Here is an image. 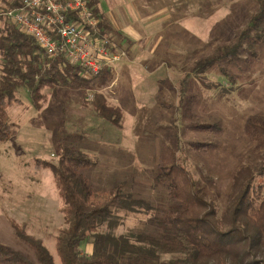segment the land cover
<instances>
[{
    "label": "rangeland",
    "instance_id": "1",
    "mask_svg": "<svg viewBox=\"0 0 264 264\" xmlns=\"http://www.w3.org/2000/svg\"><path fill=\"white\" fill-rule=\"evenodd\" d=\"M100 10L123 36L116 47L128 55L111 71L112 80L101 87L93 83L87 92L60 88L57 97L46 88L48 101L40 110L21 88L22 103L10 108L16 135L0 141V242L38 264L37 253L9 218L41 239L62 264L57 238L68 223L58 207L53 173L35 167L56 161L58 141L95 161L83 173L96 188L123 184L141 200L135 212H120L116 235L164 233L159 218L169 194L160 178L163 167H185L208 199L217 198L221 218L238 171L245 166L256 171L264 162V138L248 132L252 119L264 126V43L256 48L258 56L246 50L221 57L203 72L195 69L238 40L258 10L256 0H100ZM95 90L124 109L123 130L87 104ZM81 248L93 250L89 242ZM263 256L249 264L264 262Z\"/></svg>",
    "mask_w": 264,
    "mask_h": 264
},
{
    "label": "trees",
    "instance_id": "2",
    "mask_svg": "<svg viewBox=\"0 0 264 264\" xmlns=\"http://www.w3.org/2000/svg\"><path fill=\"white\" fill-rule=\"evenodd\" d=\"M258 10L247 21L238 40L219 50L218 57L200 60L195 69L203 72L221 57L250 51L258 56V45L264 43V0H256ZM20 0L0 5V141L16 135L10 121V108L21 104L19 90L25 88L32 105L40 110L48 98L44 90L57 97L60 88L85 92L112 80L107 67L97 75L71 63L64 53L52 56L38 41L22 31L4 15ZM94 15L99 18L98 31L115 43L123 36L104 19L100 0H89ZM115 35L116 37H114ZM116 45V43H115ZM116 47V46H115ZM117 48V47H116ZM84 97V96H83ZM84 99V98H83ZM87 93L84 101L87 100ZM90 104L97 116L123 130L126 113L111 103L106 95L95 90ZM258 119V118H257ZM252 119L248 132L264 138V126ZM56 161H38L36 168H49L62 199V212L68 223L57 238L62 264H249L253 256L264 253V162L255 171L242 167L234 177L228 206L219 217L216 197L207 198L203 187L192 178L185 167H163L160 178L166 183L169 204L159 218L164 233L159 236L145 233L116 235L121 222L120 212H135L141 200L118 185L112 190L94 186L83 169L95 161L81 149L58 141ZM16 233L37 253L40 264H57L54 255L43 241L24 230L11 219ZM108 225L110 231H100ZM93 246L91 253L82 251V244ZM172 255L165 259L162 255ZM264 261V256L261 259ZM0 264H38L25 252L0 242ZM264 264V262H256Z\"/></svg>",
    "mask_w": 264,
    "mask_h": 264
},
{
    "label": "built area",
    "instance_id": "3",
    "mask_svg": "<svg viewBox=\"0 0 264 264\" xmlns=\"http://www.w3.org/2000/svg\"><path fill=\"white\" fill-rule=\"evenodd\" d=\"M4 15L52 56L64 53L90 75L99 74L105 67L112 71L128 57L125 50L115 47L111 37L100 34V20L89 0H21Z\"/></svg>",
    "mask_w": 264,
    "mask_h": 264
},
{
    "label": "crops",
    "instance_id": "4",
    "mask_svg": "<svg viewBox=\"0 0 264 264\" xmlns=\"http://www.w3.org/2000/svg\"><path fill=\"white\" fill-rule=\"evenodd\" d=\"M7 1H12V0H0V5H2V4H4V3H6ZM126 30V29H125ZM126 32H128L129 34H130V31H127L126 30ZM131 35V34H130ZM52 95V94H51ZM54 96V95H53ZM55 97V96H54ZM94 112H95V110H93ZM95 114H96V112H95ZM97 115V114H96ZM36 167V166H35ZM39 169V168H38ZM41 169H49V168H40L39 170H41ZM50 170V169H49ZM52 172V171H51ZM54 183H55V181H54ZM55 189H57L56 188V185H55ZM56 192L58 193V190H56ZM47 194V193H46ZM59 194V193H58ZM58 194H57V196H58ZM58 207L59 208H62V199H61V197H60V195L58 196ZM9 220L11 221V218H9Z\"/></svg>",
    "mask_w": 264,
    "mask_h": 264
}]
</instances>
